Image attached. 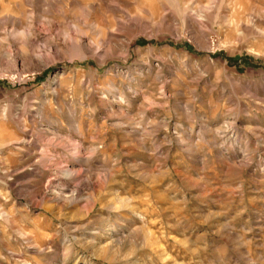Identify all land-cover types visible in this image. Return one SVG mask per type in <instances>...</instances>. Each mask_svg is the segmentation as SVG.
<instances>
[{"label": "rangeland", "instance_id": "1", "mask_svg": "<svg viewBox=\"0 0 264 264\" xmlns=\"http://www.w3.org/2000/svg\"><path fill=\"white\" fill-rule=\"evenodd\" d=\"M3 11L0 264H264V0Z\"/></svg>", "mask_w": 264, "mask_h": 264}, {"label": "bare ground", "instance_id": "2", "mask_svg": "<svg viewBox=\"0 0 264 264\" xmlns=\"http://www.w3.org/2000/svg\"><path fill=\"white\" fill-rule=\"evenodd\" d=\"M42 0H28L29 4L32 5H38ZM3 5V3H2ZM4 12V11H3ZM17 16V15H16ZM15 17H12L11 15H9L8 13L4 12V14L0 17V27L3 26L6 22H11L12 20H14ZM99 51V50H98ZM97 51V52H98ZM6 53V50L4 47L0 46V61L3 62L4 57L3 55ZM14 59V58H13Z\"/></svg>", "mask_w": 264, "mask_h": 264}]
</instances>
